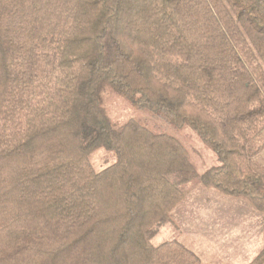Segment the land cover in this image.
<instances>
[{"label":"trees","instance_id":"16d2710c","mask_svg":"<svg viewBox=\"0 0 264 264\" xmlns=\"http://www.w3.org/2000/svg\"><path fill=\"white\" fill-rule=\"evenodd\" d=\"M107 88L218 163L115 127ZM102 147L116 159L96 170ZM263 150L264 0H0V264H211L153 239L197 182L264 212Z\"/></svg>","mask_w":264,"mask_h":264},{"label":"rangeland","instance_id":"374dc122","mask_svg":"<svg viewBox=\"0 0 264 264\" xmlns=\"http://www.w3.org/2000/svg\"><path fill=\"white\" fill-rule=\"evenodd\" d=\"M103 107L115 127L135 119L150 128L170 133L185 144L192 162L201 174L218 163L213 150L190 126L173 124L134 106L112 89L104 91ZM264 164V150L257 155ZM113 150L99 148L90 155L96 170L112 164ZM186 197L171 211V221L164 224L153 241L181 240L211 264H241L250 261L264 247V212L249 200L232 197L197 182Z\"/></svg>","mask_w":264,"mask_h":264},{"label":"crops","instance_id":"0c3cea01","mask_svg":"<svg viewBox=\"0 0 264 264\" xmlns=\"http://www.w3.org/2000/svg\"><path fill=\"white\" fill-rule=\"evenodd\" d=\"M197 253V252H196ZM200 256V255H199ZM201 257V256H200ZM209 263V262H208ZM236 264V263H235ZM241 264H243V263H241Z\"/></svg>","mask_w":264,"mask_h":264}]
</instances>
